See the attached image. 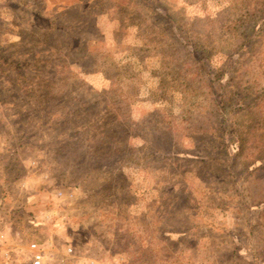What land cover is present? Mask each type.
I'll list each match as a JSON object with an SVG mask.
<instances>
[{
    "label": "rangeland",
    "instance_id": "374dc122",
    "mask_svg": "<svg viewBox=\"0 0 264 264\" xmlns=\"http://www.w3.org/2000/svg\"><path fill=\"white\" fill-rule=\"evenodd\" d=\"M32 243L264 264V0H0V251Z\"/></svg>",
    "mask_w": 264,
    "mask_h": 264
},
{
    "label": "built area",
    "instance_id": "2783aa9c",
    "mask_svg": "<svg viewBox=\"0 0 264 264\" xmlns=\"http://www.w3.org/2000/svg\"><path fill=\"white\" fill-rule=\"evenodd\" d=\"M71 247L68 248V252H72ZM31 260L32 264H44L45 263V253L44 249L37 243H32L31 246Z\"/></svg>",
    "mask_w": 264,
    "mask_h": 264
},
{
    "label": "crops",
    "instance_id": "0c3cea01",
    "mask_svg": "<svg viewBox=\"0 0 264 264\" xmlns=\"http://www.w3.org/2000/svg\"><path fill=\"white\" fill-rule=\"evenodd\" d=\"M0 253H1L0 264H12L13 263L12 259L4 257V253H6V251H3V248L1 249Z\"/></svg>",
    "mask_w": 264,
    "mask_h": 264
},
{
    "label": "trees",
    "instance_id": "16d2710c",
    "mask_svg": "<svg viewBox=\"0 0 264 264\" xmlns=\"http://www.w3.org/2000/svg\"><path fill=\"white\" fill-rule=\"evenodd\" d=\"M66 12H67V11H66ZM52 27H53L54 29H52V31H49V33L51 32V34H53V31H55V30L57 29V25L54 24Z\"/></svg>",
    "mask_w": 264,
    "mask_h": 264
}]
</instances>
